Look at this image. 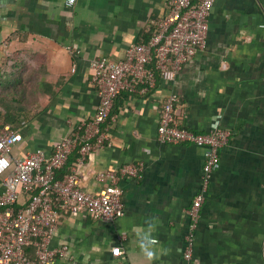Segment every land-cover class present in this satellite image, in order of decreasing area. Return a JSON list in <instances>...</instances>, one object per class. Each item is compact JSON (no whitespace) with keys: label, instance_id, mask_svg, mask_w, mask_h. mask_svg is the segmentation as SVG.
<instances>
[{"label":"crops","instance_id":"obj_1","mask_svg":"<svg viewBox=\"0 0 264 264\" xmlns=\"http://www.w3.org/2000/svg\"><path fill=\"white\" fill-rule=\"evenodd\" d=\"M67 1L0 0V118L17 104L19 61L28 63L21 69L30 73L28 83L55 90L45 108L21 122L12 158L50 154L62 136L77 127L83 132L98 103L91 62L123 59L151 20L167 14L169 2ZM169 93L178 96L182 127L231 132L200 210L192 264H264V0H216L204 50L144 95H118L104 124L106 143L85 157L78 175L83 189L96 194L99 173L142 163L138 178L119 180L124 215L100 221L64 213L50 246L68 249L50 264H180L204 157L193 144L157 141L160 105Z\"/></svg>","mask_w":264,"mask_h":264},{"label":"built area","instance_id":"obj_2","mask_svg":"<svg viewBox=\"0 0 264 264\" xmlns=\"http://www.w3.org/2000/svg\"><path fill=\"white\" fill-rule=\"evenodd\" d=\"M215 1L169 0L167 14L151 20V37L146 43L128 45L121 60L95 58L91 62L90 83L96 89L98 103L93 118L83 124V132L77 127L56 141L50 154L36 150L23 158H12V147L22 137L10 124L0 122V264H50L57 256H63L68 247L52 248L50 243L64 213L86 212L100 221H113L124 215L119 180L138 178L142 163L99 173L97 179L103 185L96 194L83 189L78 168L89 153L104 147V124L118 95H144L158 80H171L198 51L205 49L208 17ZM67 3L73 5L74 0ZM177 102L175 93H169L162 101L156 139L162 144L203 148L200 185L187 211L189 225L180 262L192 264L200 210L219 163L220 150L231 132L216 127L197 133L182 127L175 114ZM77 147L78 157L69 171L58 178L57 173ZM29 247L33 249L32 257L27 252Z\"/></svg>","mask_w":264,"mask_h":264},{"label":"trees","instance_id":"obj_3","mask_svg":"<svg viewBox=\"0 0 264 264\" xmlns=\"http://www.w3.org/2000/svg\"><path fill=\"white\" fill-rule=\"evenodd\" d=\"M151 37V31L145 35L143 39H141L138 43H146ZM19 78H17L14 82V86L12 89L14 99L13 102L17 104L13 106H8L10 110L9 114L4 118H0V122L5 124H10L11 127L19 132L20 124L23 120H30L35 115H37L38 110L46 107V104L55 96V90H53L46 82L39 81L38 85L32 86L31 83H28V77H30V73L27 76H24L21 69L28 67V63L25 60L19 61ZM27 77V78H26ZM24 81V83H23ZM19 82V83H18ZM75 153V157L78 155V147L73 150ZM70 162L68 160L67 164L63 167L61 171L57 173V177L61 178V176L69 171ZM27 252L32 257L33 249L32 247L27 248Z\"/></svg>","mask_w":264,"mask_h":264}]
</instances>
